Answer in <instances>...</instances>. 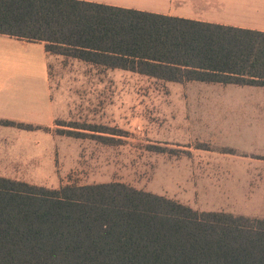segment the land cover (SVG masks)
<instances>
[{
  "label": "trees",
  "instance_id": "1",
  "mask_svg": "<svg viewBox=\"0 0 264 264\" xmlns=\"http://www.w3.org/2000/svg\"><path fill=\"white\" fill-rule=\"evenodd\" d=\"M0 34L152 78L264 86V32L79 0H0ZM0 264H264V218L121 182L0 178Z\"/></svg>",
  "mask_w": 264,
  "mask_h": 264
},
{
  "label": "rangeland",
  "instance_id": "2",
  "mask_svg": "<svg viewBox=\"0 0 264 264\" xmlns=\"http://www.w3.org/2000/svg\"><path fill=\"white\" fill-rule=\"evenodd\" d=\"M67 70L51 69L50 103L39 91L46 102L38 101L39 114L55 116L50 124L0 121L47 134L35 164L7 166L17 181L49 189L121 182L194 210L264 218V130L256 108L264 87ZM223 107L234 118L225 121Z\"/></svg>",
  "mask_w": 264,
  "mask_h": 264
},
{
  "label": "crops",
  "instance_id": "3",
  "mask_svg": "<svg viewBox=\"0 0 264 264\" xmlns=\"http://www.w3.org/2000/svg\"><path fill=\"white\" fill-rule=\"evenodd\" d=\"M108 6L121 7L162 14L178 18H185L199 22L212 23L236 28H243L264 32V0H79ZM54 63L56 65H54ZM69 67L84 69H112L89 63L78 58L53 54L46 51L45 43L27 41L17 37L0 34V121L9 119L25 123L48 125L54 119L53 115H41V106L46 103L42 93H45L48 103L51 97V82L54 78L51 69L69 70ZM71 69V68H70ZM67 70V71H68ZM63 72V71H62ZM64 73V72H63ZM138 74L135 72H131ZM142 75V74H138ZM152 78L147 75H142ZM94 79L97 76H92ZM91 77V78H92ZM156 79V78H152ZM158 81H164L156 79ZM91 81V79H89ZM94 81V82H93ZM91 84H99L95 80ZM78 82V81H77ZM93 82V83H92ZM166 83H176L164 81ZM177 83V84H185ZM88 84V81H87ZM226 87L261 88L264 86L226 84ZM40 86V87H39ZM42 86V89H41ZM231 91H236L232 89ZM242 92H238L241 96ZM224 94V93H223ZM32 97L34 101L32 102ZM21 99V100H20ZM41 101L43 104H38ZM22 106L23 111L18 109ZM257 112L263 122L264 130V99L260 98L256 105ZM248 112H245V116ZM234 112L223 107V118L233 117ZM244 114H242L243 116ZM226 121V118L224 119ZM233 121L226 125L231 128ZM7 132L13 136L7 141ZM47 134L38 131H26L15 126L0 123V178L19 180L13 176L7 166L31 165L37 162L40 153L38 141ZM261 138L264 139L263 135ZM52 148V147H51ZM264 181V172L262 176Z\"/></svg>",
  "mask_w": 264,
  "mask_h": 264
}]
</instances>
